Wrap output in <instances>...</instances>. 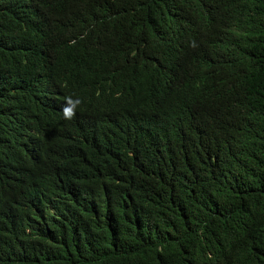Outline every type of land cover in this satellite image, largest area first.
I'll return each instance as SVG.
<instances>
[{
  "label": "trees",
  "instance_id": "1",
  "mask_svg": "<svg viewBox=\"0 0 264 264\" xmlns=\"http://www.w3.org/2000/svg\"><path fill=\"white\" fill-rule=\"evenodd\" d=\"M0 264H264V0H0Z\"/></svg>",
  "mask_w": 264,
  "mask_h": 264
},
{
  "label": "clouds",
  "instance_id": "2",
  "mask_svg": "<svg viewBox=\"0 0 264 264\" xmlns=\"http://www.w3.org/2000/svg\"><path fill=\"white\" fill-rule=\"evenodd\" d=\"M61 24L65 29V30L63 29L61 32L64 33L67 36V38L72 41L73 35L77 31L78 22L75 20L63 21ZM106 86L107 83L102 88L101 87L96 88L93 91V95H99L102 92L103 88H105ZM65 98H66V102L62 100L61 103L62 108L61 110H59V115L57 118L71 120L73 117H75L76 112H80L81 109L84 107L83 96L82 93L80 92L69 90V94L68 96H65Z\"/></svg>",
  "mask_w": 264,
  "mask_h": 264
}]
</instances>
